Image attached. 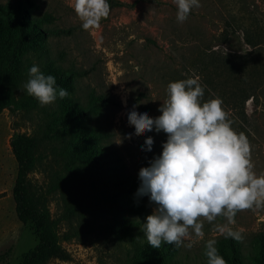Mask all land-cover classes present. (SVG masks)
<instances>
[{"label": "rangeland", "instance_id": "rangeland-1", "mask_svg": "<svg viewBox=\"0 0 264 264\" xmlns=\"http://www.w3.org/2000/svg\"><path fill=\"white\" fill-rule=\"evenodd\" d=\"M7 1L15 0L0 3ZM115 1L123 5L110 1L109 15L102 18L100 27L84 30L72 0H34L38 14L53 16L44 28L68 32L49 36L47 46L51 59L72 79L69 97L83 107L90 104L92 95L103 100L100 114L84 120L100 135V143L115 151L127 173L138 180L139 169L160 154L167 134L134 133L127 111L135 107L151 117L160 115L158 108L167 98L168 83L193 77L204 86L202 101L222 100L231 127L250 142L253 171L264 174V0H199L200 6L193 7L184 22L177 21L173 0ZM236 56L251 59L261 81L256 99L244 104V119L239 104L233 111L228 104V64ZM241 64L235 65L239 69ZM237 75L243 78V74ZM55 104H48L50 112ZM45 115L16 105L0 113V264H19L37 244L30 226H23L15 214L12 188L17 164L10 145L19 135L40 137ZM148 136L153 139L151 151L141 148ZM63 143L54 139L41 142L28 175L31 191L54 223L57 245L66 254L65 259H51L46 264H129L132 247L115 240L98 214L86 210L72 217L65 214L68 192L77 187L63 165ZM143 202L151 214L153 205L146 196ZM145 217L135 218L141 240L145 239L141 225ZM200 219L203 237L192 233L178 246L173 264H207L203 254L206 241L225 237L218 225L227 224L240 232L242 242L264 234V203L239 211L234 224L224 217L213 222Z\"/></svg>", "mask_w": 264, "mask_h": 264}, {"label": "trees", "instance_id": "trees-1", "mask_svg": "<svg viewBox=\"0 0 264 264\" xmlns=\"http://www.w3.org/2000/svg\"><path fill=\"white\" fill-rule=\"evenodd\" d=\"M110 1L116 6L123 5ZM37 9L34 0L0 3V113L12 105L26 112L38 109L46 113L39 129L40 137L19 135L10 145L17 164L12 188L15 214L23 226H30L37 240L36 246L23 255L19 264H46L51 259L66 258L65 252L57 245L54 223L42 211L28 179L39 144L52 139L64 142L61 148L63 165L77 187L68 192L65 214L72 217L84 210L98 214L104 228L111 231L115 240L127 242L132 247L129 264H173L179 247L162 244L154 249L146 239L141 240L135 218L148 214L143 197L136 195L138 180L127 173L115 151L100 143V135L84 124L91 114H100L104 105L100 104L102 98L92 95L90 104L83 107L69 95L63 99L58 97L55 109L50 112L48 105L41 106L24 90L29 78L28 69L32 65H38L45 75L55 76L57 85L67 89L69 94L73 89L70 75L51 59L47 46L49 36L68 32L44 28L53 21V16L38 14ZM238 61L242 63L239 69L235 65ZM255 67L246 56H236L228 64L231 78L228 104L232 111L239 104L243 119L245 102L256 99L261 86ZM237 74H243V78ZM216 241L218 254L226 264H264V234L253 235L246 242L225 237ZM205 252L204 246V255Z\"/></svg>", "mask_w": 264, "mask_h": 264}, {"label": "clouds", "instance_id": "clouds-1", "mask_svg": "<svg viewBox=\"0 0 264 264\" xmlns=\"http://www.w3.org/2000/svg\"><path fill=\"white\" fill-rule=\"evenodd\" d=\"M176 19L184 22L199 0H173ZM71 7L81 28H99L109 15V0H72ZM24 84L27 95L41 106L68 96L55 76L45 75L38 65L28 69ZM204 86L197 78L169 82L167 98L158 108L160 115L129 109L126 118L136 134L166 133L162 151L138 171L137 196H146L153 209L144 218L143 237L158 249L162 244L180 246L192 233L203 237L200 218L213 222L224 217L235 223L239 211L264 203V174L257 175L251 160V145L244 133H237L223 110L222 100L202 101ZM153 139L145 138L141 148L151 151ZM217 230L225 238L240 240L241 234L225 225ZM206 241L207 264H226L215 247ZM191 245H189L190 247Z\"/></svg>", "mask_w": 264, "mask_h": 264}]
</instances>
